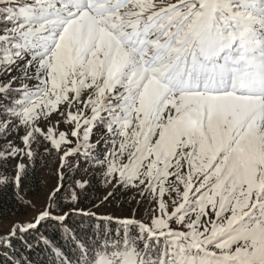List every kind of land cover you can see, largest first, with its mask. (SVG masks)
Segmentation results:
<instances>
[{"label": "snow or ice", "instance_id": "obj_1", "mask_svg": "<svg viewBox=\"0 0 264 264\" xmlns=\"http://www.w3.org/2000/svg\"><path fill=\"white\" fill-rule=\"evenodd\" d=\"M53 113L62 166L102 128L105 183L155 204L78 264H264V0H0V159L71 145Z\"/></svg>", "mask_w": 264, "mask_h": 264}, {"label": "trees", "instance_id": "obj_2", "mask_svg": "<svg viewBox=\"0 0 264 264\" xmlns=\"http://www.w3.org/2000/svg\"><path fill=\"white\" fill-rule=\"evenodd\" d=\"M14 87L19 88L20 86L14 85ZM7 118L11 119L10 116ZM68 126V131H70L71 125ZM48 127L58 128V124L52 126L47 122L41 128L46 131ZM61 128L67 129L64 125ZM12 129L13 127L0 126V150H7L6 146L9 141L16 146L13 139H10L12 134H16V131L13 132ZM20 130L21 128L17 131ZM49 144L50 141L34 142L35 151L38 152L41 146H44V149L39 153L33 151L35 154L32 159H35V162L23 163L19 176L17 165L20 156L0 159V180L5 181L0 184V264H61L62 260H70L71 264H78L79 245H95L104 233L114 235L120 227L114 218L109 221L103 218L105 217L103 215L107 213L101 211L104 209V199L96 191L95 180H90L89 183H79L75 190L72 187L64 192L60 189L54 190L50 193L49 202L40 211L43 207H41L43 197L39 195V192L43 185L42 180L38 178L37 167L41 170L45 168L44 165H48L54 177L57 175L55 169L61 168V166L57 167L60 154L56 153L57 149ZM16 147L23 148L24 145ZM102 147L106 150L109 146L102 143ZM46 148L48 151H45ZM69 148L75 149L74 142L71 145L65 144L64 150ZM79 153H74L72 158L75 159L77 155H86L83 152ZM94 157L91 153L81 156L80 159L91 162ZM15 174L19 177L18 183L15 180ZM60 180H64L63 177H60ZM38 199L39 209L33 213L34 217L30 223H35L40 213L44 211H48L50 215L40 220L35 228L27 229L29 222L26 224L23 222L31 214L30 210H34L33 204ZM137 208L139 212L142 210V206L134 209ZM143 211L147 210L144 208ZM146 216L147 214L138 213L140 220L150 221V214ZM13 228H26L27 230L16 231L14 236H9ZM57 250L62 253L61 256L56 254Z\"/></svg>", "mask_w": 264, "mask_h": 264}, {"label": "rangeland", "instance_id": "obj_3", "mask_svg": "<svg viewBox=\"0 0 264 264\" xmlns=\"http://www.w3.org/2000/svg\"><path fill=\"white\" fill-rule=\"evenodd\" d=\"M23 66V65H22ZM22 66L21 69H16L14 71L11 72L10 75L5 76L4 82H7L9 79H11L13 76H20L21 75V70H22ZM22 82H19L17 84H15V86H20L21 83L24 84H31L32 82L28 81V80H21ZM57 120L60 121V123L58 124V128H54L56 135L58 136L59 132H65V133H69L68 125L71 124H67L64 122V117L59 116L56 113H53V115L51 116V118L47 121H41L40 122V126L42 127L45 123H50L52 126L56 125ZM64 125V127H67V129L61 128V126ZM71 127L73 128V125H71ZM21 130L17 131V129L15 127H13V132L16 131V134H12V137L10 139H13V142H15L16 146H23L24 143L21 139V137H23L27 131V129H25L24 127H20ZM71 129V128H70ZM94 133L89 141L90 144H93L94 147L91 150V153L94 154V159L91 162H87V161H77L74 160L71 157H67L66 161L67 164L69 166H62V162H61V156L63 154V151H65V144L61 146V150H57L56 152L60 154V159L57 162V167L61 166V168L55 169L57 170V175L54 177L51 175L50 173V168L48 165H44L45 168H42L40 173H39V180H42V185L43 187L41 188L39 195L41 197H43V200L41 199V207L42 209L40 211L43 210L44 206L46 205V203H48V199L50 197V193H52L54 190L56 189H60L61 192H64L66 189H70L71 187L75 190L76 187L78 186L79 183L82 182H86L89 183L90 180H95V184H96V191L98 192V194L102 197V199H104L103 201V210L104 211L106 221H109V218H123V217H130L135 215V218L140 220L138 217V213H142V214H147L146 217L151 216L150 213V209L155 208V204L152 200V197L150 194L145 193V195H141L140 194V189L138 188H133V187H122V186H115L113 187L112 184H108L105 183V177H104V166L100 165L97 161L102 159L103 156L105 155L106 150H103L102 148V143H104L101 140V134L103 132L102 128H95L94 129ZM69 139H71L74 142V148H77V137H69ZM51 145V143L49 144ZM52 146V145H51ZM76 146V147H75ZM25 147V145H24ZM33 151L34 150V142L31 145ZM44 149V146L40 147L39 151H35L36 153H39L41 150ZM80 152L85 153V149L81 148ZM35 154V153H34ZM82 154V153H79ZM58 156V155H57ZM81 156H86V155H77L76 158L80 159ZM58 158V157H57ZM75 158V159H76ZM29 161H34L31 157L28 156H24L21 155L20 156V162L21 164L25 163V162H29ZM19 165H17L18 167ZM19 170H21V167L19 168ZM20 175V174H19ZM60 177H63L64 180H60ZM17 178V174H15V180ZM79 182V183H78ZM62 189V190H61ZM109 193H112V195L109 196ZM105 197H107V199H105ZM38 198V197H35ZM166 199H168L166 197ZM38 200H36L33 204V208L34 210H30L31 214L29 215V217L26 218V220L23 222L24 224L26 223H30V221L32 222L33 220V213L38 211ZM139 207L142 206V210L139 212L138 208L134 209L135 207ZM144 208L147 211H143ZM169 210H172V205L169 202ZM38 213V212H37ZM118 221V220H117ZM145 221V220H143ZM149 220L145 221L148 222ZM173 227H180L179 225H175L173 224Z\"/></svg>", "mask_w": 264, "mask_h": 264}]
</instances>
